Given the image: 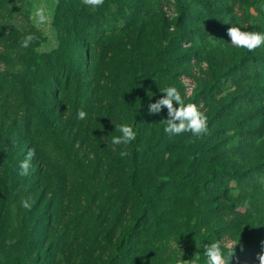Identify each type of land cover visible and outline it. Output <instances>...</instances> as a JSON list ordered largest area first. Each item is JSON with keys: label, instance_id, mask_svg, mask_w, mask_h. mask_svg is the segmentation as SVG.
Returning a JSON list of instances; mask_svg holds the SVG:
<instances>
[{"label": "trees", "instance_id": "16d2710c", "mask_svg": "<svg viewBox=\"0 0 264 264\" xmlns=\"http://www.w3.org/2000/svg\"><path fill=\"white\" fill-rule=\"evenodd\" d=\"M174 2L184 10L185 20L195 26V39L203 44V52L210 64L209 81L202 82L204 88L197 89L194 98L185 104L194 103L201 92L217 97L226 83H235L236 87L242 81H262L253 83V86L250 82L239 85L238 90L223 97L219 112L224 117L218 116L216 119V131L219 134L228 125L237 127L239 124L235 118L249 119L250 122L244 128H239V133L242 137L247 135L254 138L253 145L246 149L242 140L239 143L231 142L229 135L220 137L219 134L211 135L212 138L216 137V142L210 144L208 131L198 137L199 145L194 152L191 150L193 153L184 169L174 175L158 173L156 170L152 176L154 186L146 187L143 177L146 161L143 158L149 151L142 148L140 142L145 131L163 126L164 119L168 117L166 108H162L161 114L154 115L149 114L148 106L164 95V88L176 87L180 68L193 61L192 54L184 48L185 39L171 32V24L162 13H155L151 22L141 21L139 2L136 0H104L103 5L96 8L86 5L79 8L74 0H59L57 21L58 24L62 23L59 24L60 45L38 55L36 43L31 42L28 54H22L23 61L17 66V63H12L13 54L19 59V51L10 45L7 34L12 30L3 21L9 3L8 0H0V48L3 49H0V223L5 225L8 212L11 211L22 226L29 215V210L21 206L23 199H29L31 195L35 197L40 192L38 202L46 201L53 185L54 189L60 184L62 188L67 186L66 175H61V183L51 181L43 166L51 169L50 159L55 155L54 149L58 144L55 132L62 125L68 129L72 120L75 128L74 120L83 108L92 127L102 122L109 129L110 142L112 137L120 135L115 129L116 125H131L137 133L136 139L127 146L117 145L115 154L112 151L107 153L109 161L124 173L122 192L124 198L133 201L134 216L119 243L110 245L109 256L104 264H135L129 256V249L121 247V242L129 243L130 237L135 234L134 230L150 220L153 198L165 186L190 194L188 199L213 218L215 227H209L210 232H220L226 227L222 224V218L228 213L233 212L235 219L240 220L238 206L246 207V216L254 219L250 222L254 224L251 227L256 229L257 239L242 240L232 248L235 251L230 264L247 255L257 257L261 253L264 206L261 205L263 187L258 182L264 180V144L253 147L264 138V109L261 106L253 111L252 107L247 108L246 105L254 97H264V45L251 52L244 49L238 59L231 58L225 50L228 27L219 25L218 20L213 18L222 16L227 24H233L235 18L232 13L238 0L222 3L214 0ZM143 13L145 18L149 17V13ZM252 29L264 33V26L259 22ZM142 32H145L143 42ZM125 38L128 39L127 43L124 42ZM117 39H122L123 45H117ZM118 46L123 47L117 53ZM122 50L125 51L124 55L119 56ZM105 56L108 66L106 75L101 68ZM92 59L95 60L94 64ZM120 80L124 83L118 86L117 81ZM148 87L154 88L155 95L146 91ZM62 102L70 104L73 112L65 123H62L63 114L57 113ZM174 107L178 105L174 104ZM253 114L259 116V121L250 117ZM154 119H157L156 122H153ZM214 122V119L208 122V130ZM64 140L68 142V138ZM29 150H34L35 155L30 161L28 174L21 176L19 166ZM122 150H126L128 155L121 157L119 153ZM208 150L215 153H212V158L202 170V161L206 159ZM61 158L62 163L58 166L68 170L66 159ZM232 180L243 186L247 199L244 205L235 203L230 193L229 184ZM48 222L47 215L38 221L41 231L46 230L44 225ZM26 236L29 241H33L35 229L22 234L23 238ZM210 243L206 241L205 244ZM222 248L227 254L229 250L223 245ZM204 251V246L194 251L197 255L190 250V256L196 264H205ZM48 255L42 253L38 264H46Z\"/></svg>", "mask_w": 264, "mask_h": 264}, {"label": "rangeland", "instance_id": "374dc122", "mask_svg": "<svg viewBox=\"0 0 264 264\" xmlns=\"http://www.w3.org/2000/svg\"><path fill=\"white\" fill-rule=\"evenodd\" d=\"M74 1L79 8L84 5L82 0ZM136 1L139 2L138 10L141 21L151 22L155 13H162L171 24V32L185 39L184 48L192 54L193 61L189 65L183 64L180 68L176 87L184 103L191 101L195 91L204 88L202 82L205 83L210 78V64L206 58L207 55L203 52V44L195 39V26L185 20L184 10L174 0ZM218 1L222 3L226 0H214V2ZM8 3L3 21L12 30L7 34L10 45L16 51L18 50L20 55L18 59L16 54H13L14 62L12 63H17L19 66L23 61L22 54L29 52V46L22 47V42L30 34L34 36L31 42L36 43L35 51L38 55L50 52L60 45L59 24L62 25V23L58 24L57 21L59 0H8ZM237 4L232 13V17L235 18L233 24H227L222 16L213 19L218 20L219 25H225V28L237 25L244 31L253 30L252 26L258 22L264 26V0H238ZM40 9H43L46 16L43 23L36 16V12ZM144 11L149 13V17L145 18ZM142 34L141 42L144 41L145 32ZM127 41L128 39L125 38L124 42L127 43ZM115 42L117 45L124 43L122 39H117ZM214 43L218 44L215 40ZM226 45L225 50L232 56L231 58L238 59L241 52L244 53V49L231 44L229 36L226 38ZM122 47L118 46L116 52L118 53ZM262 51H264L263 48ZM124 52L122 50L119 56H123ZM106 57L101 64L104 75L108 74ZM94 62L95 60L92 59L93 64ZM117 82L118 86L124 83L123 80ZM248 82L250 81H242L239 85H247ZM258 82L262 83V81L250 83L253 86ZM239 85L235 87V83L223 84L222 93L217 97L208 96L205 92H201L199 97H196L194 103L207 115L208 122L211 119L215 121L214 125L209 128L210 136L219 134L216 131V119L218 116L224 117L219 112L223 97L238 90ZM112 87L115 88L114 85ZM146 91L155 95L153 87H148ZM118 97L122 98L120 93ZM251 101L249 105H246L247 108L252 107L253 111H256L262 106L264 109V97H254ZM61 106L57 113L63 114L62 123H65L73 112L71 105L67 102H62ZM81 110L86 112L83 108ZM95 114L94 112L93 115ZM250 117L258 121L260 119L257 114ZM235 119L239 125L237 127L226 126L219 136L229 135L230 141L235 143L242 140L246 149H249L255 139L247 135L242 137L239 128H244L250 120L244 117ZM156 120L154 119L153 122ZM74 121L75 128L72 126V120L68 129H64L62 125L55 132V140L58 144L57 148L54 146L55 155L53 154L50 159L51 169L48 170L46 166H43L51 181L61 183V175H66L67 186L62 188L60 184L54 189L53 185L47 193L46 201L38 202L40 192L35 197L31 195L29 202L32 207L22 226L19 225L20 221L17 220L16 215H13L11 211L8 212L5 225L0 223V264H36V262L38 264L42 253L47 255L49 253L46 264H104L109 256L110 245L118 244L120 237L130 226L134 216L133 201L124 198L123 171H119L118 167L108 159L109 151L114 154L117 151V148L110 142L109 129L102 122L92 127L87 117L83 120L77 118ZM165 127L164 122L163 126L158 125L152 131H145L146 134L140 142L141 147L149 151L144 158L142 157L146 161L143 177L146 187L149 188L154 186L155 181L152 176L156 170L159 171L158 173H171L172 175L178 173L177 171L186 167L195 147L199 145V138L192 136L191 133L169 136L164 132ZM65 137L68 138L67 143H65ZM214 142H216V137L211 136L210 144ZM261 143L264 144V138L258 140L253 148ZM212 153L215 152L207 151L206 159L202 161V170L212 158ZM61 157L66 159L68 170H62L58 166L62 163ZM258 183L263 187L261 205L264 206V180ZM229 186L235 203L244 205L247 199L243 186L235 180H232ZM188 197L191 196L187 192H178L169 186L159 189V194L153 198L150 220L134 230L135 234L130 237L129 243L121 242V247L129 249V256L134 259L135 264H178L181 259L192 260L190 250L194 252L203 247L206 241L212 243L219 240L223 246L232 243L234 248L242 240L257 239L256 229L251 227L254 224L250 222L254 219L246 216V207L238 206L237 211L241 214L240 220L235 219L233 212L228 213L222 218V224L226 227L220 232H210L209 227H215L213 218L200 211L197 203L191 202ZM35 201H37L36 204ZM45 215L49 217V222L44 225L46 230L41 231L38 221ZM231 224L233 226L228 228ZM34 229L33 241H29L27 236L22 237L27 230ZM194 253L197 255L196 252ZM245 257L233 264H259L256 257L252 255ZM193 262L196 264V261Z\"/></svg>", "mask_w": 264, "mask_h": 264}, {"label": "clouds", "instance_id": "9594fccd", "mask_svg": "<svg viewBox=\"0 0 264 264\" xmlns=\"http://www.w3.org/2000/svg\"><path fill=\"white\" fill-rule=\"evenodd\" d=\"M82 3L86 6L96 8L102 6L104 0H82ZM36 16L40 22L43 23L46 20L43 9L36 12ZM230 37L231 44L237 48L246 49L247 51H255L258 47L264 45V33L256 31H244L238 26H232L228 28L227 32ZM34 39L31 34L26 36L22 42V47H28L29 43ZM164 94L160 99L154 103H150L148 106L149 114H159L162 108L167 109V119H164L166 127L164 132L169 136L180 135L185 132H189L194 137H200L208 133V118L207 115L200 110L195 103L185 104L184 100L174 86H169L163 89ZM178 105V107H174ZM87 117V113L83 110H79L77 118L83 120ZM115 129L120 133L119 136H114L111 139V144L114 146L124 145L134 141L137 137L136 131L131 125L120 124L116 125ZM35 155L34 150H29L25 160L20 163V175L24 176L28 174L30 168V161ZM119 155L125 157L128 155L126 150L120 151ZM21 206L26 210H31L32 204L29 199H23ZM224 247L228 248V253L225 254L221 242L219 240L210 244L204 245L205 264H230V261L234 255L232 251L233 244L229 243ZM259 264H264V242H262V251L257 255ZM178 264H194L192 260L181 259Z\"/></svg>", "mask_w": 264, "mask_h": 264}]
</instances>
